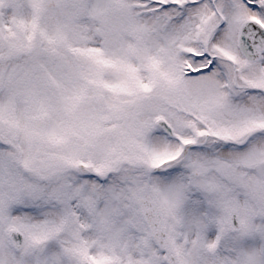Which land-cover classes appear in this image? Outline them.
<instances>
[{
  "label": "snow or ice",
  "instance_id": "obj_1",
  "mask_svg": "<svg viewBox=\"0 0 264 264\" xmlns=\"http://www.w3.org/2000/svg\"><path fill=\"white\" fill-rule=\"evenodd\" d=\"M0 264H264V0H0Z\"/></svg>",
  "mask_w": 264,
  "mask_h": 264
}]
</instances>
